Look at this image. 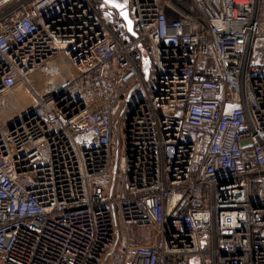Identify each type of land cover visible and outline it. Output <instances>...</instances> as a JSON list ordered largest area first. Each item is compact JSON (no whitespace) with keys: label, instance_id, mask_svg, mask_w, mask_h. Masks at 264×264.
<instances>
[{"label":"built area","instance_id":"2783aa9c","mask_svg":"<svg viewBox=\"0 0 264 264\" xmlns=\"http://www.w3.org/2000/svg\"><path fill=\"white\" fill-rule=\"evenodd\" d=\"M118 1H0V264H264V0Z\"/></svg>","mask_w":264,"mask_h":264},{"label":"rangeland","instance_id":"374dc122","mask_svg":"<svg viewBox=\"0 0 264 264\" xmlns=\"http://www.w3.org/2000/svg\"><path fill=\"white\" fill-rule=\"evenodd\" d=\"M2 1V0H0ZM101 8L103 6L100 3ZM110 16L113 19L112 28L114 26H118V28H122V25L119 21L117 13L114 10L110 11ZM66 64L70 66V63L67 59H64ZM34 104L33 97L29 95L25 90H18L6 97V104L3 107H0V126L6 125L9 121L17 118L24 112L28 111ZM98 186L104 188L105 183L100 182L97 183ZM155 241V236L152 237V243Z\"/></svg>","mask_w":264,"mask_h":264},{"label":"water","instance_id":"95a60500","mask_svg":"<svg viewBox=\"0 0 264 264\" xmlns=\"http://www.w3.org/2000/svg\"><path fill=\"white\" fill-rule=\"evenodd\" d=\"M99 1L107 4L112 10H114L118 14L119 19L124 23L128 34L132 37H136V33L134 32V24L129 17L128 10L122 3H120L118 0H99ZM142 69L146 77H148L149 74L148 61L144 62Z\"/></svg>","mask_w":264,"mask_h":264}]
</instances>
